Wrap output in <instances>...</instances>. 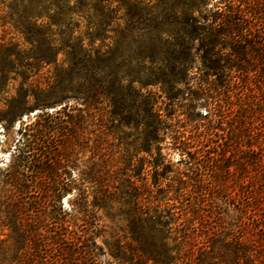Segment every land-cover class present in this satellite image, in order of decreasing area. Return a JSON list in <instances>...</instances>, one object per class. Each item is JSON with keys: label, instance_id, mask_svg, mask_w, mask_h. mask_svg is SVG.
<instances>
[{"label": "trees", "instance_id": "1", "mask_svg": "<svg viewBox=\"0 0 264 264\" xmlns=\"http://www.w3.org/2000/svg\"><path fill=\"white\" fill-rule=\"evenodd\" d=\"M0 23L18 37H0V95L19 84L0 122L20 120L0 169V264H109L100 209L127 239L109 244L119 264H264V0H0ZM196 41L208 87L183 98ZM160 97L186 100L189 135ZM132 124L136 174L110 148Z\"/></svg>", "mask_w": 264, "mask_h": 264}, {"label": "rangeland", "instance_id": "2", "mask_svg": "<svg viewBox=\"0 0 264 264\" xmlns=\"http://www.w3.org/2000/svg\"><path fill=\"white\" fill-rule=\"evenodd\" d=\"M148 1V0H147ZM122 14V13H121ZM119 22V20H116ZM125 21H122L120 23V28H123L125 26ZM5 36L6 38L13 37L15 41L18 39L17 35L14 33L13 30H9L6 27H3L0 23V37ZM112 37L114 40L112 41V45L115 47L116 42L119 41V34H112ZM146 36H143L142 39H145ZM197 44L198 41H196V45L189 49V55L186 57V64L187 66L192 67L189 76L193 77L188 83L182 84L179 86L183 98H191L193 97V94L198 91L199 87H208L205 81H203V73L200 70L201 69V59H200V52L197 50ZM215 78L209 79V82ZM19 87L18 82L10 83L8 86H6V92L4 94L0 95V108L3 107L5 100L7 97L6 94L9 97H13L17 95V89ZM148 90H156L153 87H149ZM186 100L179 99L177 102L170 103L165 97L159 98L158 107L161 108V114L165 118L169 116V118H172L174 120V123H177L179 126V129L181 131H187L186 136L189 135L190 130L192 129L190 123L188 122L187 116L190 118V113L187 112L182 105ZM65 102L56 103L54 105L49 106L46 108V111H53L55 109H58L63 105ZM176 103V104H175ZM174 104V105H173ZM171 105V106H170ZM41 111V107L37 108H31L29 111H25L22 114V120H26L28 117H34V115ZM201 112L202 114H205V108H197L196 113ZM20 125V120L15 121L14 127L7 132L5 125L0 122V169L5 168V165L8 164L11 161L13 151L15 148L16 141L19 138V135L17 133V130ZM131 128H124L123 130L119 131L116 130L114 135L111 137V150L113 153V156L115 158H118L121 156V151L123 146L126 147L128 153H127V161L129 163L131 162L130 169L133 170L130 172L131 174H136L137 171L134 172V170H137V168L141 165L142 166V160H139L144 156L143 153H140L139 155H135V142L138 140L139 137V127L136 126V124L130 125ZM92 129V128H91ZM89 139H87L88 148L84 146V148L81 150V153L79 154V164L83 166L90 157L93 156V149L91 148L94 145V134L90 133ZM123 137V139H121ZM166 142H163L161 144L162 147H167V149L164 150V153L170 152L169 158L172 160L173 163L176 164V162L179 159L178 151H172L169 149L170 146H172L171 142L172 140L168 137L165 139ZM124 143V144H122ZM141 172V170L139 171ZM142 173H139L138 176H142ZM136 177L140 178V177ZM225 181L222 183L224 185V189H221L222 192H232L236 190L234 179L235 177L233 175H229L223 178ZM138 180V179H137ZM139 183V182H138ZM206 191L210 192L212 195L215 193H218L217 190L214 189V186L206 185L204 188ZM203 191V190H202ZM205 192V191H203ZM74 195H68L64 198L63 204L67 209H71L72 202L74 200ZM92 198V196L90 197ZM100 216V225L103 227L104 232L97 237L96 241L101 246L103 254L101 255V260L109 263V264H119L118 261H115L114 257L110 253V247L109 244H114L116 240H118V237H121V240L119 242L124 243L127 239H124V233L121 230V224L118 223L116 220H112L103 209H100L97 213ZM152 264V263H148Z\"/></svg>", "mask_w": 264, "mask_h": 264}]
</instances>
